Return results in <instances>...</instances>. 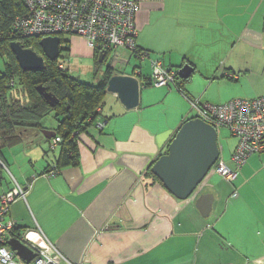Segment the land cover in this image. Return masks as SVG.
I'll list each match as a JSON object with an SVG mask.
<instances>
[{"label":"crops","instance_id":"0c3cea01","mask_svg":"<svg viewBox=\"0 0 264 264\" xmlns=\"http://www.w3.org/2000/svg\"><path fill=\"white\" fill-rule=\"evenodd\" d=\"M136 1V45L150 59L141 64L117 50L120 63L113 69L138 79L139 106L126 110L106 92L79 138L78 164L54 175L44 174L56 155L45 154L41 131L3 149L0 171L20 165L0 194L15 182L26 189L7 218L16 235L39 231L55 248L57 264H264V152L250 156L234 181L220 178L224 188L208 187L205 179L187 200L149 175L177 130L194 119L189 99L222 104L264 95V0ZM68 42L67 51L93 59L83 39ZM156 58L176 72L192 66L182 92L150 84V60ZM131 61L133 67L122 69ZM235 146L236 140L226 159L219 147V158L231 168ZM202 194L214 198L206 218L195 207Z\"/></svg>","mask_w":264,"mask_h":264},{"label":"built area","instance_id":"2783aa9c","mask_svg":"<svg viewBox=\"0 0 264 264\" xmlns=\"http://www.w3.org/2000/svg\"><path fill=\"white\" fill-rule=\"evenodd\" d=\"M25 5L27 12L13 23L14 31L21 37L40 40L75 36L83 39L87 47L98 54L122 50L129 52L138 62L150 59L148 53H137L135 19L139 4L136 0H25ZM118 59L117 63H120ZM150 65L151 85L177 87L176 71L166 68L158 58L151 59ZM58 67L64 70L63 64ZM135 71L139 72V68L136 67ZM189 102L196 118L216 131L227 129L236 140L230 158L233 168L219 158L210 170L227 182L234 181L250 156L264 152V95L254 99L235 98L222 104L203 103L199 98L189 99ZM95 125L102 130L104 123ZM59 142V137L52 138L49 150H55ZM0 166H3L1 161ZM25 195L26 189L16 182L9 191L0 194V264H57L53 259L57 253L55 248L39 231L24 232L19 238L13 234L15 224L7 215L11 205L24 199ZM11 238L21 240L33 253L29 262L20 259L8 247L7 242Z\"/></svg>","mask_w":264,"mask_h":264},{"label":"trees","instance_id":"16d2710c","mask_svg":"<svg viewBox=\"0 0 264 264\" xmlns=\"http://www.w3.org/2000/svg\"><path fill=\"white\" fill-rule=\"evenodd\" d=\"M27 12L25 0H0V55L5 56V73L0 75V154L4 148H11L30 139V130L42 131V118L49 112H54L59 118L52 132L60 138L55 157V164L45 170L44 174L58 173L62 168L76 166L79 159V138L86 128L94 123L99 114L103 97L106 94V83L114 73L111 67L105 69L97 84L91 85L71 77L67 70H60L58 59L51 62L44 58L45 68L37 72H24L20 69L14 55L10 51L11 42H19L23 48L32 49L42 54L37 37H21L13 29L17 17ZM69 49V42L60 39V53ZM146 51L139 50L137 53ZM95 67L99 63V54L92 51ZM60 55V54H59ZM96 73V71H95ZM98 74H94L96 77ZM177 77L176 86L182 92ZM43 87L46 92L57 98L55 107H50L37 91ZM193 118H196L195 116ZM48 144L50 140H47ZM149 175L157 182L159 180L149 171ZM17 228L15 225L14 236Z\"/></svg>","mask_w":264,"mask_h":264},{"label":"water","instance_id":"95a60500","mask_svg":"<svg viewBox=\"0 0 264 264\" xmlns=\"http://www.w3.org/2000/svg\"><path fill=\"white\" fill-rule=\"evenodd\" d=\"M39 46L43 56L32 49L23 48L19 42L10 43V51L22 71H41L45 68L44 58L51 62L59 58L60 38H42L39 40ZM105 57L106 53H100L99 63L103 62ZM112 70L114 71L113 68ZM192 71V66L185 64L178 69L177 76L180 80H187ZM114 73L106 83V92L116 95L126 110L136 109L139 106L140 85L138 79L133 76ZM37 91L50 107H55L58 101L54 95L46 92L41 86L37 87ZM41 133L46 140L55 137V132L52 131L42 130ZM217 138L216 129L201 119L194 118L186 121L177 130L166 152L152 165V174L178 200L191 198L199 190V186L203 184L211 168L219 159L220 149ZM1 180L0 171V182ZM213 200L212 194H202L197 198L195 207L203 218L209 216ZM7 245L25 262H29L34 256L17 238H11Z\"/></svg>","mask_w":264,"mask_h":264},{"label":"rangeland","instance_id":"374dc122","mask_svg":"<svg viewBox=\"0 0 264 264\" xmlns=\"http://www.w3.org/2000/svg\"><path fill=\"white\" fill-rule=\"evenodd\" d=\"M70 37H73V36L64 35V36L60 37V39L62 41H68V39ZM58 62H61L64 65L65 70H67V73L69 75H71V77H75L76 80L83 82V83H86V84H91V85L98 83L99 75H101L105 71L106 67L110 66L113 68L114 66H116L118 64L117 63V55L114 51L108 53L105 57V61L102 64L98 65V67H95V62L92 58L84 57V56H82V54H78V53L73 54L67 50L61 51L59 58H58ZM143 62L144 61H142V63ZM6 63H7L6 57L0 55V75L5 73V64ZM140 63H141V61H140ZM129 67H133L132 61L130 62L129 66L122 68V69H124L125 71H128ZM114 68H116V67H114ZM117 69H119V68H117ZM95 71H96V73H95ZM94 74H98V76L95 77ZM180 81H182V80H179V82ZM190 115L192 117L195 116L194 113H191ZM58 120H59V118H57L55 116L54 112H49L48 114H46L42 118L41 125L45 130H51L52 131V129L56 128ZM38 132L39 131L37 129L30 130V134L28 136H30V135L33 136L34 134H37ZM217 137H218L217 142H218L219 147L221 146L224 148L223 153L221 152V155H222V157L223 156L225 157L224 159H226V158H228V155L230 154L231 147L234 145L235 140L230 137L228 130L223 129V128H221L220 130H217ZM3 152L7 153V149L4 148ZM57 152L58 151L49 152V155L54 157L57 154ZM10 157H13L11 155V153H10ZM18 165H20V164L18 163ZM18 165H17V167L8 165V171L9 172L4 171L2 169V171H1L2 180L0 182L1 186L5 187L6 185L10 184V182H11L10 174L17 176V175H15L14 170L17 172L19 171ZM206 179L209 183L208 187L213 186L218 191H219L221 186L223 188H224V186H226L222 183V180L217 175H211V173H209L206 176ZM199 188L201 189V185ZM206 190H207V188L205 187L202 190V193L206 192Z\"/></svg>","mask_w":264,"mask_h":264},{"label":"bare ground","instance_id":"6f19581e","mask_svg":"<svg viewBox=\"0 0 264 264\" xmlns=\"http://www.w3.org/2000/svg\"><path fill=\"white\" fill-rule=\"evenodd\" d=\"M36 239V238H35ZM37 240V239H36Z\"/></svg>","mask_w":264,"mask_h":264}]
</instances>
